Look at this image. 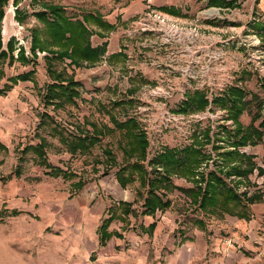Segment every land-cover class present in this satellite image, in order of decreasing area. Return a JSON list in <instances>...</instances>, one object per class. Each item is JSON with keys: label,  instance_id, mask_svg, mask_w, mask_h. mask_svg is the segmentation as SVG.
I'll return each instance as SVG.
<instances>
[{"label": "rangeland", "instance_id": "rangeland-1", "mask_svg": "<svg viewBox=\"0 0 264 264\" xmlns=\"http://www.w3.org/2000/svg\"><path fill=\"white\" fill-rule=\"evenodd\" d=\"M18 1V6L28 11L24 21L15 20L13 0H8L1 21V49L8 50L6 45L11 37H15L16 43L11 60L0 58V89L26 71H34L36 85L19 80L0 94V145L4 146L0 148V264H138L145 256L148 258L145 264H164L168 254V218L158 223L156 229L157 258L154 259L153 249L149 253L142 251L144 239L139 246L134 244L137 234L142 233L139 223L149 220L141 214L142 198L133 204L136 215L129 214L126 220L116 219L110 224L109 230L120 232L122 237L112 236L105 246L99 245L96 229L101 218L107 216L104 214L107 208L112 203L117 206L120 200H134L136 190L145 188L136 177L125 187L119 186L114 175L116 166L103 150L110 149L121 164V136L100 105L110 108L120 120L136 117L149 142L144 165L150 176L166 173L163 164L147 163L165 147L181 151L190 145L210 156L198 169L206 176L218 160L214 149L217 142L223 147L230 145L229 136L220 129L232 122L225 119L224 109L212 104L201 111L192 110V106L187 113L178 110L194 91L212 100L227 87L239 85L244 88L247 101L239 120L244 127L251 123L257 111L252 94L262 96L258 80L264 76L261 18L258 13L252 14L248 6L257 0H225L232 2L230 5H213L212 0H168L165 6L153 0H45L63 5L70 16L98 12L104 20L116 25L110 32L95 24L90 26L95 30L90 38L93 46L107 41V50L96 60H81L78 66L69 64L67 58L54 62V68L63 76L71 75L82 85L76 104L59 108L42 99L45 85L53 80L47 73L44 58L47 53L36 50L37 57L32 58L30 51L29 30L44 29L32 15L40 9V3ZM20 46L26 63L17 58ZM117 53L122 55L112 56ZM128 99L132 102L128 103ZM120 100L125 104L111 106ZM262 118L264 109L262 117L253 124L258 126ZM87 122L108 127L110 131L90 151L68 153L52 126L57 124L69 136L91 130ZM205 130H209V140ZM41 141L47 161L68 172V178L62 174L48 175V169L39 164L32 148L22 153L25 147ZM240 151L253 157L255 168L236 185L239 192L259 194L261 202H256L253 208L261 223L264 222V132L259 142ZM16 168L20 175L15 174ZM259 170L263 172L258 173ZM224 179L228 184L236 181L233 175ZM78 180L83 182L81 188L74 186ZM164 185L157 188L174 202L171 215L177 216L170 245L174 237L179 240L182 236L179 233L190 234L197 227L195 220L201 219L207 232V226L216 219L194 209L187 192L173 189L192 187L191 179L170 172ZM12 210L17 213L12 215Z\"/></svg>", "mask_w": 264, "mask_h": 264}, {"label": "trees", "instance_id": "trees-1", "mask_svg": "<svg viewBox=\"0 0 264 264\" xmlns=\"http://www.w3.org/2000/svg\"><path fill=\"white\" fill-rule=\"evenodd\" d=\"M31 2L40 3V9L33 12L32 15L36 16L44 26V29L32 28L29 30L31 38L30 51L33 53L32 58L37 57L35 54L36 50L46 52L47 54L44 55V58L47 61V73L53 77V80L45 85L42 99L54 108L63 107L66 104L75 105L80 98L79 88L82 85L79 81L74 80L71 75L63 76L61 71L54 68V62H64V59L67 58L70 60L69 64L78 66L81 60L87 62L96 60L107 50V41L93 46L90 38L95 33V30H92L90 26L95 24L103 30L110 32L115 29L116 25L104 20L98 12H86L79 16H70L66 13V8L61 4L50 3L45 0H31ZM18 3V0H13V5L16 7L14 18L19 23H22L28 11L23 7L20 8ZM212 3L213 5L232 4V2L225 0H212ZM7 4L8 0H0V29ZM262 29L264 32V25ZM96 34L99 37H104L102 33L96 32ZM14 43H16L15 37H11L6 45L8 50L1 49L0 34V58H9L11 60L14 57L12 54ZM118 55L122 54L117 53L112 56ZM17 58L26 63V56L24 55L22 46L19 47ZM33 75L34 71H26L11 78V84L5 85L6 88L0 89V94L6 92L19 80L32 81L36 85ZM258 81L263 94L262 96H254L252 94L251 100H256L257 111L253 114L251 123L246 127L239 120L247 103L245 100L246 92L239 85L227 87L222 94L213 97L212 100H209L204 93L194 91L187 95L186 100L178 110L182 113H187L192 106V110L201 111L212 104L224 109L226 111L225 119L232 122L229 126H225L224 124L221 126L220 132L225 136H229L228 141L230 140V145L223 147L218 143L219 141L217 142L214 149L217 151L216 159L218 160H216V164H213L215 165L213 170L207 172L206 176L204 173L198 172V169L204 160L209 159L210 156L202 152L195 145L184 147L181 151L165 147L163 151L156 155L155 159L157 160L151 159L147 163L149 165L163 164L166 167V173L163 176H150L144 165L145 160H148L149 142L145 131L140 127L136 117L129 116L120 120L112 113L110 108H106L104 104L100 105L103 112L109 116V122H111L112 127L119 131L121 136V164L116 161L110 149L105 148L103 150L109 162L116 166L114 175L117 182L121 187H125L127 184L132 183L136 177L140 180V184H144L145 186L144 191L141 189L136 190V197L133 202L120 201L117 203V206L113 204L105 211L104 214H107V216L101 218V223L96 229L101 247L105 246L112 236H120V233L114 230L110 231L109 226L116 219L122 221L126 220L129 214L134 215L136 212L133 204L137 203L139 198L143 200L141 205L143 208L142 214H152L156 210L162 211L169 206L170 202L168 198L159 191L157 186L161 184L166 185L170 172L176 175L179 173L185 178L191 179L193 183L192 187L182 191L189 194L191 203L204 214L228 213L238 218L250 217V205L259 202L260 196L259 194L254 196L252 194L247 195L245 191L239 192L238 185L236 184H241V181L246 179L255 168L253 157L245 152H241L240 148L259 142L264 132V118H262L258 126L253 124L255 120L262 117V110L264 109V76ZM126 101L128 103L132 102L130 99ZM123 104H125L124 100H120L113 102L111 106H122ZM46 116L50 118V116ZM88 124L91 126V130H80L82 133L73 132L69 136L64 135L57 128V124L52 126V130L59 135V139L68 153L81 154L90 151L101 140V137L107 131H110V128H100L98 124H94L93 122ZM208 134L209 130H205L206 140H209ZM41 144L43 145L42 141L40 144L27 146L22 153L32 148L39 158V164L44 169H48L46 170L48 175L57 176L62 174V177L68 178L70 176L67 174L68 172L51 166L47 161L45 151L40 146ZM0 148H4V146L0 145ZM262 172V170L258 171V173ZM15 174L20 175L19 168L15 169ZM195 175L198 177L196 178ZM231 175L234 176L236 181L228 184L224 177ZM82 185L83 182L80 180L74 183V186L79 188ZM10 213L15 215L17 211L12 210ZM197 223L202 224V221L199 220ZM154 227L155 223L149 225L150 230H153Z\"/></svg>", "mask_w": 264, "mask_h": 264}, {"label": "crops", "instance_id": "crops-1", "mask_svg": "<svg viewBox=\"0 0 264 264\" xmlns=\"http://www.w3.org/2000/svg\"><path fill=\"white\" fill-rule=\"evenodd\" d=\"M159 2L163 3L161 4L162 6L168 4V0H153V3ZM248 6L250 8L249 10L252 11V14L254 12L258 13L261 18V26L263 27L264 0H257L255 4L250 3ZM253 20L257 21L258 19L253 15ZM173 189L179 191L177 187ZM179 189L182 191L188 188L179 187ZM120 201L133 202L134 200ZM120 201H117L116 204ZM139 201L141 206L143 200ZM169 202V206L162 211L156 210L152 214L144 213V216L149 218V220L147 223L144 221L139 223L142 233H138L137 240L134 241V244L139 246L140 241L144 239L146 243L145 248L142 247L143 252L146 250V252L149 253L151 249H153L154 251L152 253L154 254V259L157 258L156 247L158 245L155 240L156 229L158 223L161 221L164 222L166 218H168V254L164 264H264V226L261 225V223L264 224V222L260 223L254 215L255 209L253 208V205L256 202L250 205L249 218H238L237 216L228 213H216L219 214L218 216L215 214H209L216 220L210 222L209 226H207L209 227L207 232L205 231L204 222L200 219L202 224H199L197 223L199 220H195L194 222L197 223V227L194 228V230H191L190 234L179 233L182 235L179 237V240H177L178 237H174V234L172 245H170V236H172V227L176 222L177 216L174 218L172 217L171 207L174 205V202L172 200H169ZM183 203L185 204V200L182 201V204ZM189 203L194 209L196 208L190 202V199ZM190 204L186 203V206H189ZM111 205H113V203ZM136 214L137 212L134 213V215ZM152 223H155V227L153 230H150L149 225ZM144 231L145 233L143 234ZM121 237V233L120 236H116V238ZM147 259V256L143 257V262L140 260V263L138 264H145Z\"/></svg>", "mask_w": 264, "mask_h": 264}]
</instances>
